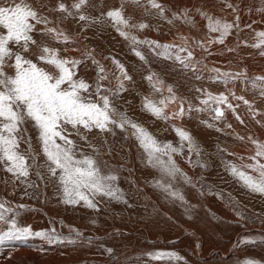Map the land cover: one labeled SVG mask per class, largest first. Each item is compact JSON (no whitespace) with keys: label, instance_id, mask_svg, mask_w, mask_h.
I'll use <instances>...</instances> for the list:
<instances>
[{"label":"bare ground","instance_id":"bare-ground-1","mask_svg":"<svg viewBox=\"0 0 264 264\" xmlns=\"http://www.w3.org/2000/svg\"><path fill=\"white\" fill-rule=\"evenodd\" d=\"M158 2L164 6L166 18L157 15L156 10L151 9L150 6H146L147 4L145 5L143 0H108L107 4L109 7H114L115 9H121L122 7V12L124 16L131 21V25L138 26L140 23L148 25V27L143 30H140L138 27L134 28V32L128 30L130 40L131 37L134 36L138 41H158L161 44L176 45L191 50L193 52V62H198L195 72L184 69L182 65L174 59L160 57L145 44H138L135 47V49L140 51L145 57L144 60L139 59L134 54V47L131 45L130 41L126 40V42H120L119 35L114 29L108 26V24L107 26L104 23L101 25L99 24L100 27L98 28H102V33L101 30L95 33L97 32L96 30L92 34L98 38L97 40H104V43H108L109 47H112L117 55L122 56L126 63V69L129 71L127 74L131 77V80H127L125 83L127 90L123 92L125 101L122 106L129 118L137 123L139 122L145 129L149 128L154 136L159 138L158 141L170 142L177 148H180L181 142L175 129L179 128L190 133L199 147V155L192 153L191 157H189L186 145L180 152L173 154L175 164L180 169V172L183 174L186 173L189 176V180L193 183L192 187H186V184L181 181L182 175L176 174L170 179V176L161 168L147 164V158L142 149L137 148L138 154L136 155L133 151L134 149H132V145L136 146L139 144H136L134 137L130 133L129 144L126 146H123V143L114 138L111 144L113 146L111 148L115 150L114 155L118 156L120 154L125 156L129 168H115L116 166L112 167L111 164L109 167H105L108 170V174L113 173L118 177L117 184L120 185V187H125L127 190V194L124 196L128 199V204L130 202V215L127 214V211L121 212L120 215L125 218L127 217L126 219L131 222V219L138 221L140 218L144 221L148 220V222H157L156 224L158 225L159 221L160 225L157 228L160 227V229L165 228L166 223L164 222L168 221L162 216V213L159 214V212L154 209L150 202L148 203L146 191H141L139 186L140 183L138 184L139 181H135L137 183H134L132 172L135 174L137 170H135V163H132L131 160H134L136 157V160L139 159V179L155 177L159 172V174H161V179L164 178L169 182L172 181L182 192H189L188 196L190 200L188 201L191 206L195 203L191 198L194 197V200L199 201L200 193L198 192V188H200L201 185H205L210 187V189L221 190L225 197L224 202L227 197L237 203L240 207L238 211L241 212V216H235L234 218L240 219L245 214H248L257 217L258 220L264 221V194L251 192L243 183L237 180L236 176L231 174L229 169L231 166H235L253 178L257 180L260 179L259 173L248 168L247 165L254 163L251 158L255 156L257 146L253 141L264 144V81H254L256 77H264V55H261V52L264 51V41H262L258 35L260 32H264V0H158ZM228 4L233 5L235 11L233 8H229L227 6ZM93 7L94 6L91 8ZM197 9H199V11H197ZM91 11L93 12V10ZM94 11L99 13V10L94 9ZM185 12L188 13V22H186L183 17ZM201 13H206L207 15L202 16ZM174 14H176L175 17ZM209 16L213 19H219L221 22L232 23L234 25L230 33L224 38L223 43L216 42L219 33H211L208 30L207 17ZM237 17H239L238 20ZM169 21H171V23H169ZM69 37L71 39H76V37H71L70 34ZM120 45H122V48ZM254 45L260 46L255 47ZM159 51L160 49L156 50V52ZM180 55L184 57L187 53H180ZM216 70H219V73L240 74V76L236 80L224 82L216 79ZM150 74L153 75L151 82L146 79ZM156 74H159V76H154ZM114 76L115 83L113 85L116 87L119 83L117 77L121 76L120 71L117 70ZM197 76L200 78L197 79ZM169 87L172 88L171 93L168 91ZM157 88L160 90L157 91ZM197 89H199V91H197ZM220 94H224L228 97V103L233 105L235 111L229 109L226 104H221L220 107L224 112V116L216 120L214 119L215 114L212 111V109L216 107L215 102L209 100V104L205 106L201 101L208 99L209 96L215 97ZM233 94L235 97H244V99L249 101V104L246 105L243 100L234 98ZM173 96L175 99H170ZM145 99L157 105H159L161 100H164L166 102L164 112L170 118L167 120L158 119L150 112L146 111L143 107ZM181 104H183L186 114L182 117L174 116V113L179 112ZM190 105L192 110L189 112L188 108ZM198 108L203 110L196 111ZM237 116L239 119H237ZM241 121H243V123H241ZM209 125H211V127H209ZM97 137L96 134H91L89 137L92 142L90 145L93 144L95 148L99 147H97V142H99ZM105 150L107 151V149ZM97 152L98 151H96V154L98 155L99 153ZM103 152L99 155L101 159L105 160L104 163H108L107 159H111L112 157L104 155L105 153L103 154ZM258 159L261 163H264V157ZM15 182L18 184V180H15ZM162 182L165 184L164 180ZM19 185L20 184H18V186ZM27 190L28 189H26V191ZM206 193H204L202 197L205 198V196H208ZM224 197L221 196L218 202L222 203ZM48 198H50V196ZM220 199H222L221 202ZM135 202H141L142 204ZM202 206L203 205H201V207ZM226 206L223 204L222 209L228 211ZM225 212L226 211H223V214H225ZM234 222L230 224V227H238ZM58 223L62 224L60 220ZM225 225L221 226L220 223H216L215 229L211 227L210 233L208 234L210 243L216 242V239H218L217 236L222 234L225 235V232L230 231L229 229H233L226 225L228 230L226 231V228L224 229ZM61 226L63 225L59 227ZM200 227L201 226H199V228ZM201 228L203 229V227ZM207 229L208 227H204L206 232ZM165 230L167 229L165 228ZM193 231L194 229L187 227L185 230L183 229L180 234L191 233ZM254 231L247 229L241 230V232L239 231L240 233H238L233 242L230 243L231 246L235 249L239 246L242 238H249L248 240L251 241L256 238L264 240V230H261V232L258 231V233ZM196 233L195 235H197ZM194 238L197 240L202 239L196 236ZM183 240L184 241L180 244L189 241L188 239ZM202 241L203 240H201V242ZM180 244L176 245L180 246ZM176 245L174 246L176 247ZM241 253H245L244 250ZM132 263L134 264V262Z\"/></svg>","mask_w":264,"mask_h":264},{"label":"rangeland","instance_id":"rangeland-1","mask_svg":"<svg viewBox=\"0 0 264 264\" xmlns=\"http://www.w3.org/2000/svg\"><path fill=\"white\" fill-rule=\"evenodd\" d=\"M25 1L30 2L27 4L36 10L40 17L46 18L50 22L47 27L55 26L54 28H57L58 31H63L64 34L67 33V36L70 34L71 37H76V39L70 38V43H60L50 36H42L39 32L41 29L45 28V25L39 24L36 26L37 33L34 34V38L37 43L35 45H30L28 52H22V50L17 48H14L13 51H21L26 58L32 59L33 62L38 63V66L44 67L46 70L54 71L52 66L39 62L37 58L40 55L41 47L47 46L57 49L58 55L61 58L81 61L77 71V78L83 79L94 88L98 80L99 68L97 64L92 62V59L87 58L90 54L91 57L98 62L99 66H102L105 69L107 79L101 81L104 87L111 89H115L117 87L113 85L115 83L114 73H116L119 69L114 63V60L119 61V63L124 66L125 70L128 71L126 69V63L122 56L117 55L112 47H109L108 43H104V40H97L98 38L92 34L96 30L97 32L95 33H98V31L102 29L98 27L104 23L106 26L108 24V26L115 30V32L119 35L120 42H126V40H129L134 48L138 45L134 44L132 40L122 37L107 17L108 11L116 10L117 8L115 9L114 7H109L107 4L108 0H91V3L90 0H86L85 5H83L79 11L73 7L75 3L79 2L78 0H24V2ZM143 2L145 5L147 4L146 6H150L148 4V0H143ZM59 3H64L72 15L60 12L58 10ZM92 6L94 7L91 8ZM94 9L99 10L100 14L94 11ZM91 10H93V12ZM121 10L123 11L122 7ZM81 13L91 18L100 20L101 22L89 26L83 21H78V16ZM130 23L131 21H129V24ZM134 28L135 27H128L123 30L126 32H128V30L134 32ZM120 47L122 48V45H120ZM12 63L13 61L11 60L7 61L4 69L6 74L9 76H14L15 74V69L11 66ZM127 73H129V71ZM154 76H159V74ZM126 82L127 80L124 81V86ZM123 92L114 97L115 99L112 98V102L116 110H119L118 112L124 113L128 116L122 106L125 101ZM23 128L27 130L25 134L26 137H31L32 151L36 154V165L41 166L38 170L44 177V182L42 183L40 179H38L35 174L37 169L33 167L30 170L29 178L30 181L36 185V187L28 188L20 180H18V184H20L18 186L13 175L8 173L3 165H0V201H6L8 206L15 210V212L10 214V216L15 215L19 226L30 225L32 229L36 231L48 229L50 225L54 224V226L57 227L60 240L52 244L36 237L24 241H5L4 243H0V264H133L132 262H134V264H248V262H251V264H264V255H261L264 254V240L250 238L255 241V243L248 244L240 242L239 246L235 248L236 250L230 244L233 242L238 233L241 232V230H255L257 233L258 231L261 232V230H264V221L258 220L257 217L248 214H245L240 219L234 218L235 216H241V212L238 211L240 210V207L237 203L227 197L224 202L225 197L221 190L210 189V187L205 185H201L200 188H198V192L200 193L199 201L194 200V197L191 198V200L195 201V203L191 206L188 201L190 200L188 196L189 192H182L180 188H177V186L172 183V181L169 182L164 178L161 179V174H159V172L155 177L139 179V159L136 160V157L134 160H131L132 163H135V170H137L135 174L132 172L134 177L133 181L134 183L139 181L138 184L140 183L139 186L141 191H146L148 203L150 202L154 209H156L159 214L162 213V216L168 220L164 222L166 223L165 228L167 230H165V228H157L160 225L159 221L158 225L156 224L157 222H148V220L144 221L140 218L138 221L131 219V222L126 219L127 217L125 218L121 216L120 213L125 211H127V214L130 215V202L128 204V199L124 196L127 194L126 188L123 186L120 187V185L117 184V181L115 182L116 186L121 190L123 189V192L121 191L124 197L122 201L98 196L96 198L97 209L95 210L88 209L81 205L73 207L63 204L61 202V192L58 183L53 178L48 176L46 168L43 167L46 158L43 156L41 151L37 130L30 121L26 122L23 125ZM148 129L149 128H146V130L154 136L151 130ZM68 132L70 133L68 138L73 140L76 145L78 156L86 155L96 159L102 174H108V170L105 167H109L110 164L112 167L116 166L115 168L129 169L128 161H126L127 158L120 154L115 156V150L114 148H111L113 147L111 144L114 138L115 140H119L123 143V146L129 144V133L131 134V129L121 131L119 128H115V134L101 133L96 129H93L92 132L88 133H85L82 130L83 135H86L87 139H81L80 136L76 135L71 129V126H68ZM91 134H96V136H98V148H95L93 144L90 145V143H92L89 138ZM154 137L157 140L159 139L157 136ZM134 141H136V144H139L135 137ZM159 142H161V140H159ZM161 143H166V141H162ZM137 148L142 149L139 145H132V149H134L133 151L136 155L138 154V151L136 150ZM105 149H107V151ZM20 150L22 152H27L28 144L22 142ZM96 151H98L97 153L100 155L103 152V154L105 153L104 155L111 156L112 158L107 159L108 163H104L105 160L101 159L100 155L96 154ZM142 151L144 150L142 149ZM221 151L223 152L222 149ZM28 163L32 164V160L29 159ZM184 174L185 175L181 177L182 183H185L186 187H192L193 183L189 180V176L186 173ZM185 176L187 177V180L185 179ZM170 179H172V176H170ZM163 180L165 181V184L162 182ZM237 180L239 179L237 178ZM168 185L171 186V191L176 190L179 195H184V205L183 202L171 197L168 192L164 190L165 186ZM26 189L28 190L26 191ZM25 192H27V195ZM204 193L208 194L205 198L202 197ZM48 195L50 198H48ZM221 196L224 198L223 200L220 199V202L222 200V203H219L218 200ZM135 203L142 204L141 202ZM223 204L224 206L227 205L226 207L228 208V211L222 209ZM21 205L24 207H20ZM201 205L203 206L201 207ZM223 211H226L225 214H223ZM58 219L62 222V224L58 223ZM233 222L236 223V226L238 227H230V224ZM216 223H220L221 226L226 224L229 228L233 229H229L230 231H228L227 226L225 225L224 229L226 228L225 230L228 232H225V235L222 234L217 236L218 239H216V242L210 243L208 240L210 238L208 237V234L210 233L211 227L215 229ZM198 224L203 227V229L201 227L200 229ZM60 225L63 226L59 227ZM187 227L194 229V231L191 233L180 234L181 231L183 229L185 230ZM204 227H208L207 232L204 230ZM0 230H6L5 226L0 224ZM77 231L81 233V235L78 236ZM195 233L197 235H195ZM193 236H196L197 238L201 237V240L203 241L201 242V240H197ZM183 239H188L189 241L180 244L184 241ZM175 243L183 246L180 247L178 245V247ZM173 244L176 245V247ZM109 249L111 250L110 252L107 251ZM240 250L241 252L244 250L245 253H241ZM157 253H176L178 256L182 257V259L177 260L171 256L154 258Z\"/></svg>","mask_w":264,"mask_h":264},{"label":"snow or ice","instance_id":"snow-or-ice-1","mask_svg":"<svg viewBox=\"0 0 264 264\" xmlns=\"http://www.w3.org/2000/svg\"><path fill=\"white\" fill-rule=\"evenodd\" d=\"M85 3L86 0H79L73 7L79 11ZM148 4L151 9L156 10L157 15L165 17V8L158 0H148ZM227 6L233 8L231 4ZM58 10L72 15L64 3H59ZM233 10L235 11V8ZM201 15L206 16L207 14L201 13ZM175 16L176 14H174ZM107 17L117 32L125 39L130 37L129 33L123 30L124 28L138 27L143 30L148 27L145 23H140L138 26L130 25L129 19L125 18L121 9L108 11ZM183 17L186 22L189 21L187 12L183 14ZM207 19L208 30L211 33H219L216 42L223 43L224 38L230 33L234 25L221 22L219 19H213L210 16ZM238 19L239 17H237ZM78 21H83L89 26L101 22L82 13L79 14ZM49 23L46 18L40 17L37 11L24 0H0V165H3L8 173H11L16 180H20L28 188L36 187L29 179L30 170L33 167L37 169L35 174L38 179L42 183L44 182V177L38 170L41 166L36 165V154L32 151L31 137H26L27 130L23 128V125L30 121L38 132L41 151L46 158L43 167L46 168L48 176L58 183L61 202L65 205L73 207L81 205L95 210L97 209L96 198L98 196L117 201L124 199L123 193L115 184L118 180L115 174L104 175L101 173L96 159L86 155L78 156L74 141L68 138L70 135L68 126H71V129L81 139H87L86 135L82 134V130L88 133L96 129L101 133L114 134L115 128H119L121 131L131 129V135L135 137L146 154L147 164L161 168L169 176L174 177L176 174L183 176L184 174L180 172L173 160V154L180 152L186 145L189 157L192 153L199 155L198 145L190 133L179 128L175 131L181 142L180 148L174 147L170 142L161 143L142 125L116 110L112 98L126 91L124 81L131 80L119 61L114 60L121 73V76L117 77L119 81L117 87L115 89L105 88L101 83L107 79L105 69L99 66L98 62L89 54L87 58L92 59V62L97 64L99 68L98 80L93 88L83 79L77 78L81 61L61 58L57 49L47 46L41 47L40 55L37 58L39 62L52 66L54 71L38 66V63L22 54V52H28L30 45L37 43L34 34L37 33L36 26L39 24L45 25V28L40 30V35L50 36L60 43L71 42L70 37L65 35L63 31H58L54 27H47ZM258 35L264 41V32H260ZM131 40L134 44L147 45L162 58L174 59L186 70L193 72L197 70L198 62H193V52L185 47L161 44L158 41H138L134 36L131 37ZM254 46L259 47L260 45ZM14 48L20 49L22 52L13 51ZM157 49L160 51L156 52ZM133 51L139 59H145L140 51L135 48ZM184 52L187 55L182 57L180 53ZM261 55H264V51L261 52ZM9 60L13 61L11 66L15 69L14 76L7 75L4 70ZM216 72V79L224 82L236 80L240 76V74L219 73V70ZM196 78L199 79L200 77L197 76ZM146 79L151 82L153 75L150 74ZM254 81H264V77H256ZM156 90L159 91L160 89L157 88ZM168 91L171 93L172 88L169 87ZM233 96L243 100L244 104H249V101L244 97H235L234 94ZM170 99H175V97ZM209 100H213L216 104V107L212 109L216 120L224 116L220 107L221 104H226L229 109L235 111L233 105L228 103V97L224 94L215 97L209 96L201 103L207 106ZM143 107L158 119L167 120L170 118L164 112V107H166L164 100H161L157 105L145 99ZM249 107L251 108L250 105ZM191 110L190 105L188 111ZM202 110L196 109V111ZM185 114V108L181 104L179 112L173 115L182 117ZM237 119H239L238 116ZM22 142L28 144L27 152L20 150ZM253 143L256 144L257 151L255 156L251 158L254 163L247 165V167L258 172L260 179L253 178L235 166L230 167V172L251 192L264 194V163L258 159L264 157V144L257 141H253ZM29 159L32 160V164L28 163ZM185 179L187 180L186 176ZM170 189V185L164 188L171 197L183 202V196ZM25 194L27 195V192ZM20 207L24 206L21 205ZM14 212L15 210L8 206L6 201H0V224L6 228V230H0V243L11 240L24 241L33 237L43 239L49 244L60 240L57 227L54 224L50 225L48 229L34 231L30 225L19 226L15 215L10 216ZM77 235L79 236L81 233L77 231ZM241 242L255 243V241L243 238ZM107 251L110 252L111 250ZM165 256H171L177 260L182 259L176 253H157L154 258Z\"/></svg>","mask_w":264,"mask_h":264}]
</instances>
